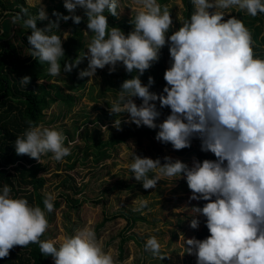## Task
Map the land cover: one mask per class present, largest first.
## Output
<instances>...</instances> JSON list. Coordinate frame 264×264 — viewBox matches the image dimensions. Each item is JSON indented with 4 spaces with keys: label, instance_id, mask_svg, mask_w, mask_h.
<instances>
[{
    "label": "clouds",
    "instance_id": "clouds-1",
    "mask_svg": "<svg viewBox=\"0 0 264 264\" xmlns=\"http://www.w3.org/2000/svg\"><path fill=\"white\" fill-rule=\"evenodd\" d=\"M194 11L190 18L173 31L171 12L157 0H131L128 8L135 12L127 35L116 26L109 28L107 12L118 17L123 7L120 0H63L70 15L53 10L50 19L41 0H29L37 7L30 15L21 7L12 23H22L30 35V56L47 63L51 77L61 75L63 40L69 32H59L60 21L71 20L79 25L83 17L75 15L82 9L86 17L85 34L94 33L87 52L64 62L63 72L70 73L84 59L87 67L78 77L95 78L98 69L107 66L109 74L122 64L126 73L134 75L122 81L117 99L112 102V115L127 113L124 123L158 129L154 139L170 144L175 151L191 147L193 139L200 141V151L215 159H193L191 166L170 156L150 158L131 151L128 165L135 181L143 189H155L159 181L184 179L191 195L189 201H205L202 207L193 205L189 227L197 229L205 218L209 235L203 240H184L185 252L196 257V264H264V59L256 58L252 35L242 20L223 10L235 9L251 17L264 14V0H191ZM37 21H47L40 28ZM63 38V39H62ZM167 45L170 66L165 70L166 82L161 94L150 91L154 78L147 84L140 77L160 59ZM31 77L20 79L22 86ZM133 98L141 103L137 105ZM160 108L170 113L156 123ZM113 127L121 128V119ZM65 135L44 125L29 127L14 141L17 155H27L43 164L42 157L62 162L71 155V144L65 146ZM134 148V145H132ZM150 173L151 175L150 177ZM5 184L0 189V259L11 250L38 244L40 253L51 256L54 264H116L111 250L105 251L94 228L85 226L73 235L56 241H41L48 229L47 214L52 213L56 196L45 193L43 209L30 206L25 198H13ZM133 211L147 207V200L136 201ZM144 252L163 260L161 244L155 236L144 243Z\"/></svg>",
    "mask_w": 264,
    "mask_h": 264
},
{
    "label": "rangeland",
    "instance_id": "rangeland-1",
    "mask_svg": "<svg viewBox=\"0 0 264 264\" xmlns=\"http://www.w3.org/2000/svg\"><path fill=\"white\" fill-rule=\"evenodd\" d=\"M58 1L63 0H41L48 15ZM26 3L30 6L29 0H26ZM120 4L123 9L118 10V18H129L135 14L128 8L131 0H120ZM162 6H167L171 12L173 27L169 32L172 33L181 26L182 4L180 0H167ZM77 11L81 12V9H77ZM223 11L226 12L225 19L228 18V15L237 17L238 14L235 9ZM241 13L248 16L245 27L252 35V45L264 50V44L260 42L264 22L255 20V17L244 12ZM258 16L260 14L256 17ZM66 31L68 32V30ZM84 31H87L86 27ZM93 36L94 33L85 34L84 32L85 45L90 44ZM21 53L23 57L28 55V52L23 49ZM163 58L167 65L170 61L168 51ZM123 68V65L119 64L116 71L123 70ZM112 74H109L106 66L103 70H97L95 78L91 80L87 78L85 89L77 94L76 100L69 110L64 111L65 108L59 102L51 104L48 109L44 110L45 119L39 125L55 128L64 135V132L68 131L73 137L68 141L65 140L66 147L70 146V141L72 142L71 155L65 157L62 162L50 159V153L42 157L45 163L41 164L43 170L40 175L45 179V184L41 191L44 194H55V200L60 202L59 206L54 208V215L47 229L46 241H56V246L59 247L61 237L73 235L76 230L90 226L94 228L104 250L112 251L116 264H190L189 261L193 255L185 252L187 245L184 244L182 236L184 240L195 237L194 233L199 230L200 226L197 229L189 227V222L193 218L190 208L198 201H189L191 193L185 180L177 179L172 182L163 180L157 183L155 189L145 190L139 182L135 181L128 165L132 163V150L136 155L153 159L159 157L161 163H163L164 156H170L189 166L195 158L194 154L188 152L179 156L172 146L161 144L154 138L150 143L146 138L137 139L136 137L127 138L118 144L115 152H109L108 158L97 163L92 159L93 156H90L86 161L84 155L81 154L86 144L90 145L98 140L105 141L125 129L133 132L140 128L135 124L124 123L128 119L127 113L121 114V116H110L106 103L112 105L118 96V93L106 90ZM51 83L56 85L61 93H71L66 88L67 80L63 73L58 77H53L49 84ZM101 90L105 93L103 96H100ZM155 92L161 94V89H156ZM133 99L137 105L141 103L138 98ZM99 115L101 116L98 117ZM86 116L90 122H85ZM119 118L121 119V128L117 130L113 127V122ZM76 126H79L78 129H75ZM191 148L192 150L199 149L200 141L193 139ZM71 165L73 167L70 169ZM149 175L151 177L153 174ZM63 182L65 185H62ZM65 195L68 198L80 200L81 204L78 207L70 206ZM141 199L148 201L147 207L142 212L133 211V208L136 207L135 202ZM115 213L138 214L142 218L126 233L134 234L137 240H127L123 244L121 255L118 253L119 233L121 232L123 235V229L126 226L125 220L116 218L100 226V222L105 216ZM198 218L200 219L201 216ZM150 236H155L158 239L161 244V254L168 257L160 260L154 258L151 253L144 252V243ZM52 263L54 264L53 261Z\"/></svg>",
    "mask_w": 264,
    "mask_h": 264
},
{
    "label": "trees",
    "instance_id": "trees-1",
    "mask_svg": "<svg viewBox=\"0 0 264 264\" xmlns=\"http://www.w3.org/2000/svg\"><path fill=\"white\" fill-rule=\"evenodd\" d=\"M167 0H157V2L163 5ZM182 4L181 12V25L183 22L190 18L194 11V6L191 0H180ZM21 7L28 8L30 15L37 14V7H30L26 0H0V189L7 184L11 187V196L13 198H25L28 200L30 206H39L43 209L44 193L41 191L45 179L40 172L43 170V166L36 160L30 158L27 155H17L15 152L14 141L16 137L22 136L23 132L29 127V121L33 125H39L44 121V110L48 109L53 103H61L65 108L64 111L70 109L76 100L77 94L85 89L87 77L81 79L78 77V72L87 67V59H84L76 68L70 73L63 72L64 62L74 61L77 56H81L87 51V45L84 43V28L86 27V17H84L83 10L78 12L76 10L75 15L83 17L82 22L79 25L73 24L71 20L67 22L60 21L59 32L54 30V33L61 35V33L68 30L70 33L67 40H63V48L65 51L64 58L59 61L61 63V73L66 77V88L71 93H61L60 89L51 82L52 78L48 74L47 63H41L35 58L30 56L31 47L26 37L30 35V30H26L22 23H12V17L15 13L20 11ZM53 10L60 12L63 15H70L68 11L63 7V1H58L54 6L50 14V19H55L52 16ZM109 28L112 26L119 27L126 35L132 30V26L129 23L131 17H113L107 12ZM238 19L242 20L244 25H247L248 16L238 12ZM255 20L264 22V14L255 17ZM47 21H37V27H44ZM171 31L167 35H171ZM166 35V36H167ZM260 42L264 44V30L260 37ZM63 39V38H62ZM14 41V42H13ZM253 46V45H252ZM22 49L28 52V55L22 56ZM168 51L167 45L162 49L160 59L157 63L153 64L143 76L140 77L143 84H147L148 77L154 78V84L150 87V91L155 92L156 89H162L165 86L163 74L165 70L170 66V61L167 65L164 63L163 56ZM253 51L256 58L264 59V50L261 48H255ZM134 73H126L125 69L115 71L110 77L106 90L119 92L120 84L123 80L131 78ZM24 76L31 77L30 83L22 86L20 79ZM107 83V82H106ZM105 90V91H106ZM156 93V92H155ZM105 93L103 90L100 92V96ZM158 110L161 112L160 117L156 123L163 121L170 113V109L167 107L160 108L159 102H156ZM107 107L111 108L112 105L106 103ZM105 112V111H103ZM99 115L98 117H100ZM110 116L115 117L116 115ZM85 122H90L89 118L85 117ZM76 126L75 129H78ZM158 129H149L147 127H140L133 132L125 129L117 135L111 136L105 141L98 140L92 144H86L81 151L86 161L90 156L97 163L103 161L109 157V152H115L118 144L124 142L127 138L136 137L137 139L146 138L153 142L155 133ZM66 140L72 139L68 131L64 132ZM171 146L170 144H167ZM179 156H183L188 152H192L195 159L202 161L204 159H215L213 154L201 152L200 148L192 150V148H186L177 151ZM73 165L69 166L71 169ZM65 185V182L62 183ZM76 192V191H75ZM74 192V193H75ZM61 195V194H60ZM66 200L70 203V206L78 207L81 201L74 198H68ZM205 201H198L195 206L202 207ZM60 202L55 200L54 208L58 207ZM192 205V206H193ZM54 212L47 214L48 224L52 220ZM120 218L125 220L126 226L123 229V235L120 232V239L118 244V253L121 255L123 252V244L127 240L136 241L134 234H126L134 225L141 221L142 218L136 215H129L125 213H115L111 216H105L100 222V226H103L107 221ZM200 228L195 231L194 236L196 239L203 240L209 235L207 228L205 227V218L201 216ZM47 230L40 237L41 241H46ZM121 258V256H120ZM51 256L45 257L40 253L38 244H29L27 247L22 248L20 246L14 247L9 256L5 259H0V264H53ZM190 264H196V257H193L189 261Z\"/></svg>",
    "mask_w": 264,
    "mask_h": 264
},
{
    "label": "bare ground",
    "instance_id": "bare-ground-1",
    "mask_svg": "<svg viewBox=\"0 0 264 264\" xmlns=\"http://www.w3.org/2000/svg\"><path fill=\"white\" fill-rule=\"evenodd\" d=\"M89 212V211H88Z\"/></svg>",
    "mask_w": 264,
    "mask_h": 264
}]
</instances>
